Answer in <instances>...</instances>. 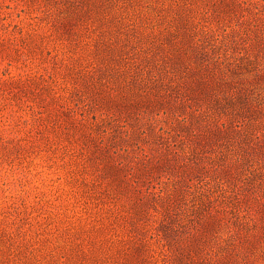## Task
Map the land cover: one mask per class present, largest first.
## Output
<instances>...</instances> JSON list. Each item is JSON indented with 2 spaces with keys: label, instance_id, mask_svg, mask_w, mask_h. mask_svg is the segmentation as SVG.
Returning <instances> with one entry per match:
<instances>
[{
  "label": "rangeland",
  "instance_id": "obj_1",
  "mask_svg": "<svg viewBox=\"0 0 264 264\" xmlns=\"http://www.w3.org/2000/svg\"><path fill=\"white\" fill-rule=\"evenodd\" d=\"M121 78L173 102L132 136L91 129L95 87ZM106 126L125 161L180 166L115 188ZM149 185L185 194L181 230L220 218L205 264H264V0H0V264H107L109 246L151 234L146 264H173Z\"/></svg>",
  "mask_w": 264,
  "mask_h": 264
},
{
  "label": "trees",
  "instance_id": "obj_2",
  "mask_svg": "<svg viewBox=\"0 0 264 264\" xmlns=\"http://www.w3.org/2000/svg\"><path fill=\"white\" fill-rule=\"evenodd\" d=\"M233 11L236 14V10ZM221 12H224L225 15L227 14L224 9ZM220 19L217 21L219 22ZM174 44L173 48L176 58L181 62L187 61L190 56L183 42L181 40L175 41ZM209 83L210 79L204 76L200 81L201 93H208L207 88H209ZM92 94V101L97 104L99 112H95L93 115L95 120L91 122L90 128L92 129L94 126L96 128V126L98 127L104 121L107 124L121 127L125 136H132L136 123L144 125L146 122H155L158 119L156 116L161 111H166L165 104L173 102V99H167L159 91L149 88L147 84L131 85L130 80L127 78H121L116 82L113 81L110 85L100 83L98 87H95V91ZM184 119H186L185 116L182 117V120ZM117 127L112 129V126H106L103 129L104 134L102 137H98L99 149L104 156L102 164L104 168H109L110 175L113 181H115V188L121 190L122 183L125 182L127 185L134 186L136 191H142L140 183L146 182V180L150 181L157 167L176 168L180 166L178 161L169 162L168 157L154 159L151 156H146L143 157L138 165L125 161L121 158L122 154L120 150L126 151L128 149L127 146H120L118 150H111L105 142L106 137L115 134L114 131H116ZM160 129H163V126ZM163 131L167 132L168 130L164 128ZM140 132L144 133L145 130L140 129ZM88 135V138H95L93 133ZM192 177L188 179L191 180ZM152 187L151 189L150 185L147 186L146 191L149 194H153L156 199H161L160 205L163 214L161 228L158 230L157 235L159 236V240L168 246L173 264H205L210 251V237L216 231L215 222L220 218L215 213H210L203 224L201 222V226L181 230L180 227L185 226L187 222L185 220L176 222V219L178 220L176 217L181 211V213L184 212L180 203L186 202L185 194H182L178 188H175V191H169L168 194L163 196L162 189L156 190L155 186ZM136 196L139 200V203H137L138 209L133 213L140 214L141 216L145 215L148 212L145 206L146 195L136 194ZM194 203L197 202H193V205ZM202 203L203 200L198 202L199 205ZM153 236L151 234L148 238H140V240L131 238L126 245L122 244L119 246L112 244L105 252L104 257L107 258L105 261L107 264H146L153 255L148 242V239L153 238Z\"/></svg>",
  "mask_w": 264,
  "mask_h": 264
}]
</instances>
